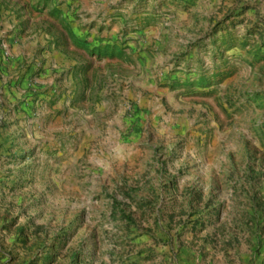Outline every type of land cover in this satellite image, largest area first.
<instances>
[{
    "label": "rangeland",
    "instance_id": "374dc122",
    "mask_svg": "<svg viewBox=\"0 0 264 264\" xmlns=\"http://www.w3.org/2000/svg\"><path fill=\"white\" fill-rule=\"evenodd\" d=\"M0 0V264H264V0Z\"/></svg>",
    "mask_w": 264,
    "mask_h": 264
},
{
    "label": "crops",
    "instance_id": "0c3cea01",
    "mask_svg": "<svg viewBox=\"0 0 264 264\" xmlns=\"http://www.w3.org/2000/svg\"><path fill=\"white\" fill-rule=\"evenodd\" d=\"M78 2L77 3H83V1L84 2H86L87 4H89V0H77Z\"/></svg>",
    "mask_w": 264,
    "mask_h": 264
}]
</instances>
